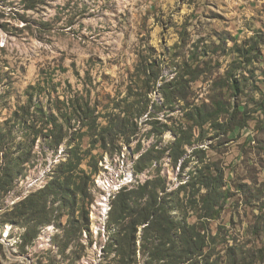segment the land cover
I'll return each mask as SVG.
<instances>
[{"label":"rangeland","instance_id":"1","mask_svg":"<svg viewBox=\"0 0 264 264\" xmlns=\"http://www.w3.org/2000/svg\"><path fill=\"white\" fill-rule=\"evenodd\" d=\"M42 1L26 11L23 0H0V122L12 120L16 112L22 121L29 92L38 106L61 108L51 111L77 140L69 147L67 139L57 149L44 136L35 140L29 127L43 128L38 106L31 107L27 125H14V138L8 135L13 124L1 128L8 154L2 165L22 158L15 186L0 197V264H103L104 249L117 228L111 219L116 188L134 187L158 173L172 194L168 200H174L172 216L181 220L186 215L194 224L197 217L185 192L178 201L177 191L189 181L195 158L180 172L167 150L145 171L135 172L139 157L153 145L164 150L181 136L194 142L186 146L189 154L196 147L208 149L232 192L221 219L211 222L212 234L220 230L221 237L209 264H264V0ZM141 56L156 65L149 89L156 108L137 120L134 138L106 136L110 145L105 148L99 131L94 135L77 122L69 101L97 106L98 123L106 126L113 100H124L130 87L141 92L135 77ZM167 83H182L187 100L176 97L167 103L162 93ZM198 110L217 116L216 126L191 129L187 114L196 117ZM76 143L84 159L80 169L91 176L85 197L77 195L73 211L50 201L62 227L55 222L42 227L33 245L23 247L26 225L8 221L7 214L57 176ZM101 182L111 183L112 192ZM107 195L103 212L100 202ZM84 211L90 229L78 231L65 247L69 215L80 220ZM138 258L145 264L140 251Z\"/></svg>","mask_w":264,"mask_h":264},{"label":"trees","instance_id":"2","mask_svg":"<svg viewBox=\"0 0 264 264\" xmlns=\"http://www.w3.org/2000/svg\"><path fill=\"white\" fill-rule=\"evenodd\" d=\"M23 2L26 11L35 10L39 4L44 3L42 0H23ZM22 19L25 20L24 17ZM155 67L154 62L150 63V58L141 56L135 74L136 80L142 84L141 92H136L137 90L130 87L124 100H113L112 106L108 108L112 112L108 116L106 126L100 127L98 123L97 106L92 107L89 103L79 105L78 102L75 103L71 99L69 108L75 110L74 117L77 122L82 125V128L87 127L94 135H97L99 131L105 148L110 145L105 142L106 136L113 139L119 136L134 138L139 132L137 120H140L150 109H155L157 105L156 102L152 103L149 98L150 85L155 77ZM32 89L36 90V87ZM183 90L182 83H167L162 87V93L169 104H173L176 97L187 100ZM27 96L28 104L22 110V121H19V113L16 112L12 120L3 122V124L0 122V197L8 194L15 186L22 158V155L14 157L7 165H2V159L6 160L8 154L4 150L5 135L1 128L13 124L8 129V135L13 137L14 125L29 123L26 117L31 115V107L39 104L34 102L33 94L27 92ZM59 103L67 106L66 101L59 100ZM55 109L62 110L59 107ZM55 109L49 107L44 109L43 106H38L43 128L37 129L35 125L29 128L33 129L35 140L44 136L49 139L53 149H57L67 139V145L70 147L72 141L77 139L65 131V126L60 122V118L54 111H51ZM197 112L196 117L187 114V119L193 121L191 129L193 127L203 129L208 123H211L212 127L216 126L217 116L203 114L199 110ZM62 118L67 125L70 124V118L65 117L64 114ZM158 123V120L153 122L155 124L153 129H156ZM50 126L52 129L48 128ZM45 129L48 134L43 135ZM231 131V128L226 130L227 133ZM201 140H204L203 137L197 141ZM193 145L194 142L191 139L182 136L164 150L155 144L139 157L135 165V172L138 174L145 171L149 166L155 164V160L159 161L167 150H169V156L175 166L180 168V172L188 167L189 159L195 158L198 162L195 170L191 173L189 181L177 191V199L180 200L179 195L183 190L187 204L194 210L197 221L194 224H189L186 215L181 220L172 216L171 207L174 200H168L172 194L168 193L166 181L159 173L156 178L144 183L131 188H122L113 200L111 219L116 221L117 228L110 235L104 249L106 255L103 264H140L138 251L145 259V264H209V259L217 252L216 242L221 237L220 230L215 236L212 234L211 222L221 219L226 204L232 197V192L226 187V175L223 168L208 158V149L196 147L189 154L186 146ZM70 152L71 155L66 162L59 164L56 171L57 176L45 188L30 194L7 214L8 221L17 223L23 221L26 225V231L21 237L23 247L33 245L42 227L52 222H55L59 228L62 227L57 222V218L53 217L50 201H60L61 207H69L73 211L77 205V195L85 197L91 176H87L85 171L80 169L84 160L80 157L81 144L76 143ZM94 167L97 173V166L94 165ZM83 178L88 179L86 184L81 183ZM80 217L81 219L78 220L73 216V213L69 215L64 235L65 247L70 245L78 231L90 229L89 213L84 211ZM111 253H114L113 257H111ZM262 253L264 254V249Z\"/></svg>","mask_w":264,"mask_h":264},{"label":"bare ground","instance_id":"3","mask_svg":"<svg viewBox=\"0 0 264 264\" xmlns=\"http://www.w3.org/2000/svg\"><path fill=\"white\" fill-rule=\"evenodd\" d=\"M101 186H102L104 189H106V190L108 191V193L112 192V190H113L112 188H114V186L111 185V183H108V184H107V182H101ZM108 196H109V195L105 196V197L101 200V202H100V205H101V207H102L103 212L107 209Z\"/></svg>","mask_w":264,"mask_h":264},{"label":"built area","instance_id":"4","mask_svg":"<svg viewBox=\"0 0 264 264\" xmlns=\"http://www.w3.org/2000/svg\"><path fill=\"white\" fill-rule=\"evenodd\" d=\"M115 191H120V186L118 187V188H116V190ZM110 203V202H109Z\"/></svg>","mask_w":264,"mask_h":264},{"label":"crops","instance_id":"5","mask_svg":"<svg viewBox=\"0 0 264 264\" xmlns=\"http://www.w3.org/2000/svg\"><path fill=\"white\" fill-rule=\"evenodd\" d=\"M225 179H226V176H225ZM229 190H230V188H229Z\"/></svg>","mask_w":264,"mask_h":264}]
</instances>
